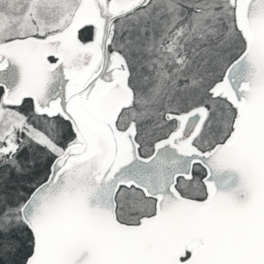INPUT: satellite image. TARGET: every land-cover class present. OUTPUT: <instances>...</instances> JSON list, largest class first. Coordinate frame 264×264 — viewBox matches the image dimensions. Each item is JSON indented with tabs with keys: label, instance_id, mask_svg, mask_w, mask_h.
I'll return each instance as SVG.
<instances>
[{
	"label": "snow or ice",
	"instance_id": "6c2138e0",
	"mask_svg": "<svg viewBox=\"0 0 264 264\" xmlns=\"http://www.w3.org/2000/svg\"><path fill=\"white\" fill-rule=\"evenodd\" d=\"M0 264H264V0H0Z\"/></svg>",
	"mask_w": 264,
	"mask_h": 264
}]
</instances>
